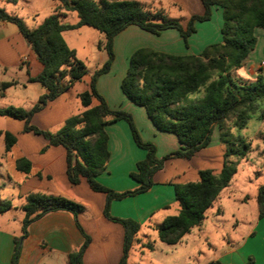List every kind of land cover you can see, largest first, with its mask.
<instances>
[{"label": "trees", "instance_id": "16d2710c", "mask_svg": "<svg viewBox=\"0 0 264 264\" xmlns=\"http://www.w3.org/2000/svg\"><path fill=\"white\" fill-rule=\"evenodd\" d=\"M51 1L57 3L54 13L33 29H28L20 18L0 8V23L17 27L42 66L41 72L29 77L28 82L45 89L30 110L11 106L0 108V116L22 121L24 132L41 136L49 146H61L65 150L68 182L77 185L84 179L92 191L105 195L104 217L121 224L124 229L122 257L118 264H127L129 250L139 245L135 238L139 225L130 219L110 216V203L146 192L153 185V175L163 168L166 161L190 159L210 144L212 132L217 128L220 141L225 146L219 173L215 175L211 170H201L197 181L174 184L178 212L153 228L160 243L168 246L178 244L185 234L202 223L206 211L236 174L238 160L243 159L250 150V144L235 138L230 128H244L259 104L264 102V78L260 71L254 80L233 77V72L243 66L254 50L255 30L264 29V0H199L203 13L191 15L185 24L180 19L168 17L161 10H151L136 1ZM214 9L221 10V40L206 46L198 55H170L140 48L129 58L126 74L120 83L122 93L133 104L144 108L158 131L173 134L179 143L177 150L159 158L154 144L142 140L131 114L108 107L96 89L97 78L110 70L114 60L113 39L128 26H137L155 36L164 30L174 29L187 46L188 38L196 32L195 23L209 21ZM68 12L76 14V24L63 22ZM85 26L104 35L98 49L106 54V60L90 74L88 89L77 96L83 110L67 118L54 133L41 130L31 124L32 116L75 83L81 82L86 74L84 62L77 58L75 51L67 46L62 37L63 32ZM12 85L10 82L1 83L0 89L3 91ZM262 116L263 113L260 114ZM116 121H124L128 125L134 144L145 152V157L136 163L135 171L130 174L137 187L123 192L113 191L96 180L105 170L109 158L105 126ZM226 122H230L228 127ZM0 135L3 136L4 151L7 153L16 143V138L8 132H1ZM262 141L264 143V136ZM231 157L235 160L231 161ZM15 167L27 174L31 163L19 158L15 161ZM257 205L258 217L262 218L264 185L258 188ZM10 208V202L0 199V213ZM83 210L82 205L63 197L39 193L27 195L22 206V234L14 239L10 264L18 262L27 227L54 211H66L74 217L83 243L76 252L68 255L67 261L68 264H82L81 256L89 243V237L77 222V216ZM141 247L150 251L154 249L152 242ZM208 264L225 263L212 261ZM245 264L254 263L248 259Z\"/></svg>", "mask_w": 264, "mask_h": 264}, {"label": "crops", "instance_id": "0c3cea01", "mask_svg": "<svg viewBox=\"0 0 264 264\" xmlns=\"http://www.w3.org/2000/svg\"><path fill=\"white\" fill-rule=\"evenodd\" d=\"M93 1L98 3L100 0ZM128 1H136L146 5L151 10H161L162 12H164L163 8L166 4L167 7H175L178 11L183 10L188 13L182 20L183 24L191 15H201L203 13V7L199 0V2L194 0ZM56 6V2L52 3L51 14L54 13ZM66 18L65 16L63 22H67ZM76 23L67 22L66 24L74 25ZM198 24L200 23L196 22L195 26ZM81 28L77 30H81ZM70 31L62 33L63 39ZM192 35L188 38V45L185 46L179 33L174 29L164 30L160 35L155 36L137 26L130 25L114 37V60L110 70L100 75L96 81V89L104 98L108 107L112 110H123L131 114L142 140L154 144L156 155L159 158L179 148L177 138L173 134L158 131L148 119L144 108L133 104L124 96L120 89V83L126 74L129 58L137 49L149 48L153 51L180 56L198 55L203 50V46L191 47L189 41ZM255 36V48L242 66L244 77L237 75L238 78L254 80L258 71L264 78V29H256ZM94 38L93 50H95L96 59L93 71L98 69L97 65L102 61V50L98 49V44L104 41V35L98 32V35H94ZM26 48V42L15 25L0 23V72L7 73L14 66H17L19 71L23 66L26 67L25 80H14L12 86L3 91L0 89V98L10 97L9 105L11 107L30 110L39 96L45 93V89L40 85V87H36V83L28 82L29 77L36 76L41 72L42 66L36 67L34 73L31 74L30 60L21 59L23 50ZM70 49L75 51L76 56L78 55L76 49ZM87 82L88 80H82L75 83L55 100L49 102L41 111L32 116L31 124L45 131L49 127H60L67 118L71 117L68 114L70 99H78V94L88 89ZM1 83L6 82H0V85ZM78 85L81 86V89L76 90L75 87ZM56 106L58 107L55 109ZM50 111L54 112L50 113ZM262 113L263 116H258L257 120H264V108L261 109L260 114ZM52 114L56 115L54 122L49 125L38 124L37 121L42 119L43 116ZM1 132L3 131L0 130ZM5 132L16 138V143L10 149V151L17 150L14 164L19 158H25L31 163L29 173L24 174L17 170L24 175L21 180H18L21 181V184L13 182L11 179L8 180V183L5 181L0 182L2 188H7L10 185L18 187V204L13 206L14 209H20L22 212L17 217L18 223L24 217L22 206L25 204V197L29 194L39 193L71 200L84 207L83 212L77 216L79 226L89 237V243L81 256L82 264H118L122 257L124 229L121 224L104 217L105 195L92 191L84 179H81L77 185H71L68 182L65 174V150L61 146H49L41 136L24 132L22 126L7 128ZM105 132L108 138L109 158L105 170L96 177V180L101 185L116 192L135 189L137 183L132 180L130 174L135 171L136 163L145 157V152L136 147L128 125L124 121L106 124ZM256 136L262 142L264 132L259 130ZM224 150V145L219 138V131L214 128L210 144L207 147L198 151L188 160L172 159L166 161L163 168L153 175V185L146 192L110 203V216L118 219H130L139 225L135 236L139 241V245L134 247L138 248L141 254H144L142 250L145 249L141 247L142 244L150 241H153L152 243L155 245L156 241L163 244L158 241L157 233L153 228L166 217L174 216L178 212L173 185L197 181L198 172L201 170H211L213 174H218L222 167ZM8 184L10 185L8 186ZM260 186H257V188ZM223 190L214 201V203L218 201L215 211H208V209L205 219L199 226L192 228L181 238L178 244L169 246L170 249L166 252V256L169 255L172 258L168 260V264L179 262L190 264L194 259L190 244L194 242L200 243L201 248L204 249L197 253L204 251L205 254H208L211 250L213 252L217 248L224 249L223 255L212 261L219 260L225 264H244L246 261L245 255H253L254 264H264V217H258V189L252 198L248 199L249 202L253 200L254 208L252 207L248 214L246 209H238V218L235 217L229 220L231 226L236 227L240 223H248L247 233L241 242L225 238L224 233L219 235V228L224 226L222 222H226L222 221L225 211L220 196ZM226 198L229 199V195H226ZM245 200H247L246 197L241 202ZM235 201H238V199H234L233 202ZM10 210H12V206ZM2 214L0 213V215ZM248 217L249 219H246ZM10 225V219H8L6 222L7 229L0 231V264H10L14 253V239L20 235L17 230H8ZM82 243L83 236L77 228L72 214L66 211L49 212L27 227V236L22 241L17 264H68V255L76 252ZM156 251V249H153L150 252L155 254ZM155 264L159 263L155 262Z\"/></svg>", "mask_w": 264, "mask_h": 264}, {"label": "rangeland", "instance_id": "374dc122", "mask_svg": "<svg viewBox=\"0 0 264 264\" xmlns=\"http://www.w3.org/2000/svg\"><path fill=\"white\" fill-rule=\"evenodd\" d=\"M199 2L198 0H194ZM17 3V4H15ZM54 3L51 0H0V8L4 10L8 14H13L20 18L24 25L28 29H33L37 27L45 18L51 15V5ZM35 10V11H34ZM165 14L171 18H180V20H184V16L186 17L187 12L181 10L178 11L175 7H167V4L164 5L163 8ZM53 14V13H52ZM67 22L75 23L78 21V18L74 12H68L66 14ZM67 22H64L65 24ZM222 24V15L220 9H214L211 14V18L207 22H202L195 26L196 32L192 35L189 43L191 47L196 48L203 46V49L211 44L218 43L221 40L220 35V27ZM94 35H98V31L89 27H82L81 30H72L67 33L64 37V41L70 48H74L77 51V58L82 60L86 67V74L83 77L84 81L89 79L90 74L93 71V66L95 64L96 53L93 50L94 45ZM188 43V41H187ZM27 48L23 50L24 52L21 55V59H29L31 63V74L34 73L36 67H41L40 63L37 61L34 52L31 48L26 44ZM91 48V51H90ZM102 61L97 65V67H101L103 62L106 60V54L101 52ZM242 76L244 77V69L240 67L233 72V77ZM19 78V79H18ZM26 78V67L23 66L21 71L18 70L17 66L9 69L7 73L0 72V82H10L14 80H25ZM20 81V82H23ZM36 87H40L38 84H35ZM76 90L81 89V86L78 85L75 87ZM192 97V96H190ZM10 97L0 98V108L4 109L10 107ZM59 105V104H58ZM13 107V106H12ZM58 106L55 107V109ZM264 108V102L260 103L258 109L254 115L247 121V124L242 129L230 128V133L235 138H241L246 143L250 144V150L246 153L245 157L241 160H238L237 163V171L232 179L230 186L227 189H224L221 194L222 206L224 208V216L222 218V224L224 226L219 228V235L223 234L225 238H230L231 240H239L241 242L242 238L247 233L248 223H240L238 227L231 226L229 220L237 217L238 209L247 210V214L254 208V202L248 200L252 198V196L257 192V186L264 185V143L261 142V139L256 136V133L261 130L264 132V120H257L256 118L260 116L261 109ZM82 110V106L80 102L76 98H72L69 101L68 114L71 116L79 114ZM54 112V111H50ZM56 119V115H45L42 119L38 120V124L49 125ZM226 127L230 125V122H226ZM23 123L10 119L5 116H0V130L5 132L7 128H14L17 126H22ZM62 126V125H61ZM60 126V127H61ZM60 127H49L47 131L56 132ZM138 130V129H137ZM139 132V131H138ZM140 134V133H139ZM263 137V136H262ZM225 148V146H224ZM4 152V140L3 136L0 137V182L5 181L8 183V180L11 179L13 182H18L21 184V178H23V174L18 172L15 169L14 159L17 156V150L13 149L12 151L5 153ZM231 161L235 160L233 157L230 158ZM3 168H2V167ZM2 176V177H1ZM10 184H8L9 186ZM18 187L14 185H10L7 188H2L0 186V199L10 202L12 206V210H9L6 213L0 215V231L7 229L6 222L10 219V227L8 230H17L20 235L22 234V218L18 223L17 217L22 214L20 209H14V205L18 204ZM226 195H229V199L226 198ZM247 198L244 202H241L242 199ZM234 199H238V201H234ZM23 202V201H22ZM25 203V200H24ZM218 201H216L208 211H215L217 208ZM234 215V217H233ZM14 219V221H12ZM246 219H249L246 218ZM258 238V236H257ZM153 242V241H150ZM154 245V249H156V253L153 254L149 250L143 249V253L139 252V249L136 247H132L128 252L127 264H155L158 262L159 264H168V260L172 258V256L167 255L166 252L169 251V246L165 244H159L156 241V245ZM191 250L194 254L193 261L190 264H205L207 262H211L215 260V258L220 257L224 253V249L217 248L215 251L212 250L205 254L204 251L202 253H197L200 250H204L201 248L200 243H191ZM204 248V247H203ZM213 254V255H212ZM253 255L247 256L245 255V263L248 259L253 261ZM219 261V260H216ZM220 262V261H219ZM244 263V264H245ZM176 264H184L182 262Z\"/></svg>", "mask_w": 264, "mask_h": 264}]
</instances>
